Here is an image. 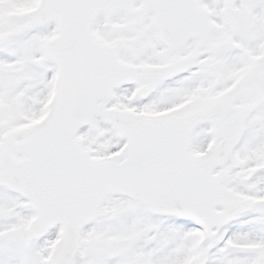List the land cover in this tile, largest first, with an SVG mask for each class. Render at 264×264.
Masks as SVG:
<instances>
[{
  "label": "snow or ice",
  "instance_id": "1",
  "mask_svg": "<svg viewBox=\"0 0 264 264\" xmlns=\"http://www.w3.org/2000/svg\"><path fill=\"white\" fill-rule=\"evenodd\" d=\"M0 264H264V0H0Z\"/></svg>",
  "mask_w": 264,
  "mask_h": 264
}]
</instances>
